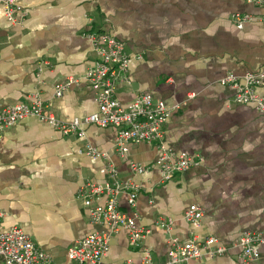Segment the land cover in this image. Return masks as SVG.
Listing matches in <instances>:
<instances>
[{"label": "crops", "instance_id": "crops-1", "mask_svg": "<svg viewBox=\"0 0 264 264\" xmlns=\"http://www.w3.org/2000/svg\"><path fill=\"white\" fill-rule=\"evenodd\" d=\"M26 10L23 26L8 24L0 8V105L30 104L37 93L54 117L82 118L96 110L94 94L82 79L95 60L88 32H109L140 56L129 86L116 90L121 103L148 93L167 104L179 103L164 129L173 151L202 158L197 166L162 182L157 171L135 180L140 184L134 212L138 225L150 230L143 245L153 264H165L169 239L185 241L212 236L227 245L247 232L264 231V115L234 103L233 91L218 80L227 72L241 76L264 65V26L238 30L231 13L262 16L264 8L244 0H17ZM46 63V64H44ZM42 72H38V68ZM73 78L60 98L54 87ZM264 94V82L259 88ZM115 129L87 127L85 138L62 135L27 117L0 132V213L5 227L46 224L67 234L65 252L93 230L76 191L87 182L109 181L103 166L84 154L89 144L108 153L119 178H127L129 161L148 165L157 159L154 144L131 145L126 158L114 149ZM190 205L203 211L198 228L183 217ZM127 211L125 197H120ZM171 219L170 232L156 221ZM31 240L51 253L50 243ZM259 258L264 264V238ZM56 258L55 262L57 261ZM140 264V254L124 232L113 236L108 260ZM191 264H242L237 251Z\"/></svg>", "mask_w": 264, "mask_h": 264}, {"label": "built area", "instance_id": "built-area-1", "mask_svg": "<svg viewBox=\"0 0 264 264\" xmlns=\"http://www.w3.org/2000/svg\"><path fill=\"white\" fill-rule=\"evenodd\" d=\"M247 5L264 8V0H244ZM5 21L13 26H23L27 12L17 0H0ZM230 20L238 30L245 25L258 22L264 26V14L253 16L248 13L234 12ZM86 38L91 43L95 60L86 68L83 80L94 94L96 110L82 118L62 121L54 117L49 107L40 96L34 93L30 104L0 105V132L14 126L19 121L33 117L40 124L50 127L62 135L85 138L87 127L115 129L114 149L119 158H126L131 145L154 144L158 152L157 159L148 165L134 161L127 163L129 176L119 178L117 168L108 153L89 144L85 145L84 154L103 162L98 173L108 176L109 181L87 182L76 191V199L84 207L89 223L101 227L85 237L74 241L65 252V264H111L108 260L110 242L114 235L124 232L128 246L140 254V264H153L150 251L143 245L150 230L138 225L134 212L136 199L141 186L135 180L157 171L162 182L171 180L174 175L184 173L202 162L198 154L186 151H173L164 141V129L173 112L180 108L179 103L167 104L155 99L148 93H138L130 101L121 103L116 96L119 87L129 86L130 71L140 56L126 52L125 44L116 35L109 32H88ZM46 64V63H44ZM42 72V68H38ZM264 82V65L255 72H245L241 76L227 72L219 80L221 87L233 91L234 103L250 106L264 115V94L259 88ZM73 78L55 85L54 96L62 97L73 84ZM125 197L127 211L120 207V197ZM193 228H198L203 217L202 209L190 205L183 215ZM159 229L170 232L172 220L159 218ZM264 238V231L247 232L224 245L212 236L203 238L193 236L185 241L172 237L168 242L165 264H191L203 259H211L237 251V259L242 264H249L259 258L258 246ZM0 264H57L46 251L40 249L20 227H5L3 214L0 213ZM122 264H133L126 259Z\"/></svg>", "mask_w": 264, "mask_h": 264}, {"label": "rangeland", "instance_id": "rangeland-1", "mask_svg": "<svg viewBox=\"0 0 264 264\" xmlns=\"http://www.w3.org/2000/svg\"><path fill=\"white\" fill-rule=\"evenodd\" d=\"M26 228L32 239L41 238L42 241L50 243L51 248H55L53 250L51 249V253L49 254L52 255L54 259L59 258L57 259L56 263L61 264L64 251H61V249L58 248L63 243V240L67 237V234L63 235L56 229L51 228L46 224L31 225L27 226Z\"/></svg>", "mask_w": 264, "mask_h": 264}]
</instances>
